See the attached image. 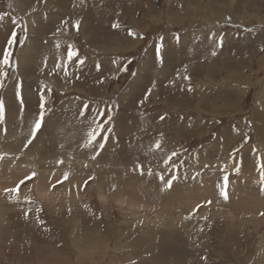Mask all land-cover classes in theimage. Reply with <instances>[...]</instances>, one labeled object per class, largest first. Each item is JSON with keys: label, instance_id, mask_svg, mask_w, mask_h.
Segmentation results:
<instances>
[{"label": "rangeland", "instance_id": "obj_1", "mask_svg": "<svg viewBox=\"0 0 264 264\" xmlns=\"http://www.w3.org/2000/svg\"><path fill=\"white\" fill-rule=\"evenodd\" d=\"M0 14V264H264V0H0ZM97 123L102 150L83 146Z\"/></svg>", "mask_w": 264, "mask_h": 264}, {"label": "snow or ice", "instance_id": "obj_2", "mask_svg": "<svg viewBox=\"0 0 264 264\" xmlns=\"http://www.w3.org/2000/svg\"><path fill=\"white\" fill-rule=\"evenodd\" d=\"M9 6L11 7V5H9ZM34 10L35 9H33V11ZM3 16H4V14H0V19H3ZM75 26L77 27V29L79 28V21L76 22ZM113 27L119 28L120 25L119 24H115V25H113ZM128 34L130 36H135L136 35V33L133 30H131V29L128 30ZM15 39H16V34H15V32H13L12 33V38L9 39L8 44L11 45L15 41ZM57 47H59V45H57ZM156 51H157V56H159L160 47H157ZM75 54L76 53L73 50H71V48H70V50H69V59H71V57L74 56ZM8 55H10V54H5V56L3 58V64H5V65H7L9 63ZM213 55H215V53H213ZM80 63H83V61L81 60ZM123 70L127 71V68H124ZM185 71H187V69H185ZM184 79H190V77L185 76ZM0 87H3L2 83H0ZM154 87H155V84L153 83V88ZM189 90H191V89H189ZM151 91H152L151 88L147 90V93L144 96V100L148 99L149 95L151 94ZM16 96L20 100L21 111H23V103H24V101L22 99L21 86L20 85H17ZM144 100H142L141 103H143ZM83 107L85 109H87L88 105H84ZM4 113H5L4 102H3V99H0V122H2L3 119H4ZM80 115H83V111L80 112ZM44 118H45L44 97L40 96L39 97V101H38V118L35 120V124H34V126L32 128V131H31V136L33 138L35 137L37 130H39L42 127V124L44 122ZM160 118H161V120L164 119L163 116H161ZM107 119L110 121L112 119V117L109 115V116H107ZM101 127H102L101 124L97 123L96 124V128L92 129L91 131L88 132L87 140H86V142L83 145L84 147H91L94 143H98V147L101 150L105 147V143L107 141V137H101V140L103 142H98L97 141V136L100 135V132L98 131V129H101ZM109 131H111V129H109ZM31 143H32V139H29V140H27V143L24 146L27 147ZM160 147H161V141L157 140L156 143H155V148L158 149ZM96 155H99V152H97ZM173 155H175V153H173ZM0 158H2V157H0ZM92 159H95V155L92 156ZM169 159H170V157H169ZM57 163L58 164H62L63 161L62 160H58ZM137 167L141 168V172H142V166L141 165H137ZM237 171H239V169H237ZM261 173H262L261 183L264 184V165L261 166ZM142 174H143V172H142ZM149 174H151L150 171H149ZM36 176H37V173L35 171H33L28 176H26L23 179H21L19 181V183L14 188L4 189V192L9 196V199H12V200L19 199V191H20L21 185H25V181H32L33 178H35ZM68 178H69V173L65 172L61 179H58L55 184H52V187L55 188L57 184H62L64 181L68 180ZM175 179H177V177L173 176L172 180H175ZM227 181H228V177L225 176L224 177V184L222 186H220V195L225 200L228 199V195H227V191H226ZM85 183H87V182H85ZM167 187H171V181L167 182ZM262 190H264V189H262ZM25 199L27 200V198H25ZM208 203H211V201H209ZM29 211H31V209H29ZM37 211H40V209H37ZM27 215H28V213L26 212L25 213V218H27ZM37 219L39 221V218H37ZM39 222L43 223V221H39Z\"/></svg>", "mask_w": 264, "mask_h": 264}, {"label": "bare ground", "instance_id": "obj_3", "mask_svg": "<svg viewBox=\"0 0 264 264\" xmlns=\"http://www.w3.org/2000/svg\"><path fill=\"white\" fill-rule=\"evenodd\" d=\"M129 7V6H128ZM197 8V7H196ZM65 9V8H64ZM107 9V8H106ZM120 9V8H119ZM24 11V10H23ZM51 14V13H50ZM85 14V13H84ZM87 15V14H86ZM83 16V15H82ZM99 27V26H98ZM148 28V27H147ZM102 30V29H101ZM188 31V30H187ZM93 32V31H92ZM100 32V31H99ZM208 34V33H207ZM198 38V37H197ZM2 46V45H1ZM0 46V47H1ZM165 52V51H164ZM24 54V53H23ZM27 57V56H26ZM165 64V63H164ZM20 65H21V63H20ZM22 71V70H21ZM224 76V75H223ZM56 80V79H55ZM183 83V82H182ZM220 87V86H219ZM26 91V90H25ZM36 96V95H35ZM261 97V96H260ZM13 101V100H12ZM49 120V119H48ZM262 133V132H261ZM224 135V134H223ZM228 144V143H227ZM4 146V145H3ZM221 154V153H220ZM48 156V155H47ZM23 159V158H22ZM27 162V161H26ZM29 162V161H28ZM27 162V163H28ZM31 163V162H30ZM36 164V163H35ZM2 168V167H1ZM80 170V169H79ZM49 171V170H48ZM51 171V170H50ZM16 172V171H15ZM31 172V171H30ZM3 173V172H2ZM40 173V172H39ZM46 173V172H45ZM1 176V175H0ZM8 176H9V174H8ZM17 176H19V175H17ZM7 178V177H6ZM93 179V178H92ZM7 180V179H6ZM7 183V182H6ZM68 183H69V181H68ZM14 184V183H13ZM64 184V183H63ZM7 185V184H6ZM72 185V184H71ZM49 187V186H48ZM95 187V186H94ZM1 188V187H0ZM47 188V187H46ZM2 189H3V187H2ZM73 189V188H72ZM94 189V188H93ZM41 190V189H40ZM50 190V189H49ZM125 190V189H124ZM208 190H209V188H208ZM23 191V190H22ZM202 191V190H201ZM47 193V192H46ZM58 194V193H57ZM72 194V193H71ZM183 194V193H182ZM206 194V193H205ZM44 195V194H43ZM209 195V194H208ZM57 196V195H56ZM205 196V195H204ZM211 196H213V195H211ZM234 196V195H233ZM183 198H184V196H183ZM186 198V197H185ZM253 199V198H252ZM201 201V200H200ZM51 205V204H50ZM251 206V205H250ZM254 208V207H253ZM238 211V210H237Z\"/></svg>", "mask_w": 264, "mask_h": 264}]
</instances>
